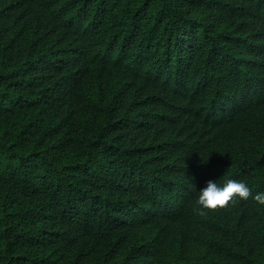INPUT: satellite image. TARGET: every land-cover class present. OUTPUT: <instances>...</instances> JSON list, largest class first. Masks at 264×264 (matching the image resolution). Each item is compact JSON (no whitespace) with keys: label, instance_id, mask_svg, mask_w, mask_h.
Returning <instances> with one entry per match:
<instances>
[{"label":"trees","instance_id":"16d2710c","mask_svg":"<svg viewBox=\"0 0 264 264\" xmlns=\"http://www.w3.org/2000/svg\"><path fill=\"white\" fill-rule=\"evenodd\" d=\"M264 0H0V264H264Z\"/></svg>","mask_w":264,"mask_h":264},{"label":"clouds","instance_id":"9594fccd","mask_svg":"<svg viewBox=\"0 0 264 264\" xmlns=\"http://www.w3.org/2000/svg\"><path fill=\"white\" fill-rule=\"evenodd\" d=\"M250 196L258 203L264 204V192L253 194L252 189L242 179L227 178L222 184L217 180H208L198 191L195 204L197 211L203 214L206 210L225 207L230 202L247 201Z\"/></svg>","mask_w":264,"mask_h":264}]
</instances>
